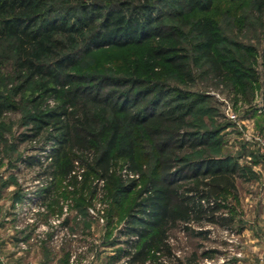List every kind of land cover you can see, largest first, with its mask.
<instances>
[{"label":"trees","instance_id":"16d2710c","mask_svg":"<svg viewBox=\"0 0 264 264\" xmlns=\"http://www.w3.org/2000/svg\"><path fill=\"white\" fill-rule=\"evenodd\" d=\"M164 1L0 0V43L13 44L16 79L25 85L34 83L35 137L47 132L54 142L60 173L71 176L79 165L85 167L86 178L114 185L116 202L138 184L116 176L115 163L122 161L130 172L139 174L140 144L145 141L152 148L154 165L142 175L146 182L125 218L130 249L132 237L138 238L136 251L124 253L127 264H157L161 253L171 257L168 232L179 223L231 228L234 217L224 212L221 199L236 192L238 179L246 181L245 174L250 173L232 155L199 159L181 155L186 148L218 145L220 131H190L188 118L194 106L187 97L172 96L161 81L159 70L165 64L192 81L175 37L178 29L166 24L158 12ZM183 1L191 12L204 13L215 3ZM256 2L264 7V0ZM193 29L199 59L216 77L234 81V89L239 87L241 93L244 80L252 85L258 81L254 67L236 59L228 62L217 54L219 37L212 20L202 18ZM148 43L155 45L146 53L153 70L149 78L72 71L93 50ZM51 98L57 102L54 108L47 103ZM89 104L99 105L100 114ZM4 114L0 105V119Z\"/></svg>","mask_w":264,"mask_h":264},{"label":"rangeland","instance_id":"374dc122","mask_svg":"<svg viewBox=\"0 0 264 264\" xmlns=\"http://www.w3.org/2000/svg\"><path fill=\"white\" fill-rule=\"evenodd\" d=\"M158 12L166 24L177 27L175 37L181 43L192 76L188 82L171 66L163 65L159 71L165 90L172 96L187 97L194 106L188 118L190 131H220L218 145L186 148L181 155L189 159L239 156L245 140L241 139L243 128L258 125L257 129H264V121L252 119L254 112H258L257 104L264 102V7L259 8L256 0H215L213 9L204 13L191 12L183 0H165L159 4ZM202 18H209L215 25L219 37L216 51L220 57L255 68L254 77L258 81L252 85L244 80V94L239 87L234 89V81L220 80L199 59L198 36L193 27ZM148 44L93 50L83 55L72 71L87 76L149 78L152 69L146 53L155 45ZM14 65L13 44L3 41L0 105L5 107V114L0 119V264H127L124 253L136 251L138 238L132 237L130 249L126 241L131 238L124 232L125 218L146 182L142 175H148L154 165L151 146L145 141L140 144L141 171L139 179L133 180H137L138 186L116 202L114 185L86 178L85 167L79 165L71 176L63 175L55 163L56 147L47 138V132L35 137L31 121L34 83L25 85L18 81ZM47 103L54 108L57 102L51 98ZM228 105L239 117L238 123L227 117ZM88 106L100 114L99 105ZM263 108L259 104V109ZM115 164L116 176L127 180L123 173L128 166L122 161ZM246 173V181H237V191L221 199L224 212L234 217L236 223L231 228L177 224L168 232L172 256L158 254L157 264H242L248 254L257 257L259 252L246 246L240 234L243 223L254 219L247 207L264 205L260 197L264 181Z\"/></svg>","mask_w":264,"mask_h":264},{"label":"crops","instance_id":"0c3cea01","mask_svg":"<svg viewBox=\"0 0 264 264\" xmlns=\"http://www.w3.org/2000/svg\"><path fill=\"white\" fill-rule=\"evenodd\" d=\"M259 104L260 106H263L264 102L261 100ZM259 104H257L256 108L258 109V112H254L255 118L250 117L254 120L259 118L257 119V122L258 120L264 121V111L260 112ZM257 127L259 126L257 125ZM257 127H251L249 129L246 127L243 128L241 139H245L243 140L244 146L240 147L242 149L241 154L235 158L239 164L250 171L251 175L257 180L264 181V153L261 151L260 145L257 141L259 138H264V129L259 130ZM235 148L236 150L238 149V147ZM238 181L244 182L245 180L238 179ZM260 195V197L264 199V189ZM247 208L253 213L254 219L243 223L240 236L243 238V243L246 246L252 247L253 251H258L259 254H257V257L248 254V257H245L242 264H264V205L259 208L251 204ZM235 223L236 222H234V224Z\"/></svg>","mask_w":264,"mask_h":264},{"label":"built area","instance_id":"2783aa9c","mask_svg":"<svg viewBox=\"0 0 264 264\" xmlns=\"http://www.w3.org/2000/svg\"><path fill=\"white\" fill-rule=\"evenodd\" d=\"M263 110H260V112H263ZM227 117L229 118L230 121H232L233 123H238L239 121V117L233 112V110L231 109V107L228 105L227 107ZM259 143H260V149L261 151L264 153V138L263 139H258ZM123 177L127 180H135V179H139V175L130 172L128 169H126L123 173Z\"/></svg>","mask_w":264,"mask_h":264}]
</instances>
